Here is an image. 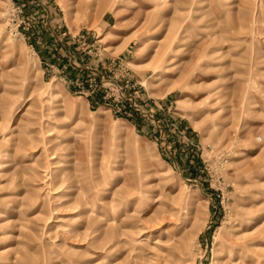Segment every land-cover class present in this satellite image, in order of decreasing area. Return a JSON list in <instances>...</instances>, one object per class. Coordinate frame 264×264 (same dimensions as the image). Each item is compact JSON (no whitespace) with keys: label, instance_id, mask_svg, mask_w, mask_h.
<instances>
[{"label":"rangeland","instance_id":"obj_1","mask_svg":"<svg viewBox=\"0 0 264 264\" xmlns=\"http://www.w3.org/2000/svg\"><path fill=\"white\" fill-rule=\"evenodd\" d=\"M0 264H264V0H0Z\"/></svg>","mask_w":264,"mask_h":264},{"label":"built area","instance_id":"obj_2","mask_svg":"<svg viewBox=\"0 0 264 264\" xmlns=\"http://www.w3.org/2000/svg\"><path fill=\"white\" fill-rule=\"evenodd\" d=\"M12 12H18V8L15 7ZM125 70L123 66L115 65L109 75H107V79H100L94 77L88 71L80 78H67L63 77V74L60 73L58 68L54 69L62 77V82L71 92L78 93L82 96L94 93L96 101L112 109H116V106H118L116 97H118L119 92L123 89L130 88L133 82H135L127 76Z\"/></svg>","mask_w":264,"mask_h":264},{"label":"crops","instance_id":"obj_3","mask_svg":"<svg viewBox=\"0 0 264 264\" xmlns=\"http://www.w3.org/2000/svg\"><path fill=\"white\" fill-rule=\"evenodd\" d=\"M43 54H44V52H42ZM47 54H45V56H46Z\"/></svg>","mask_w":264,"mask_h":264}]
</instances>
